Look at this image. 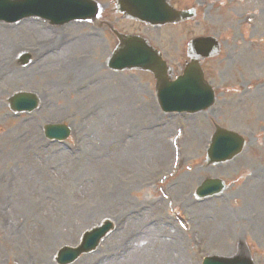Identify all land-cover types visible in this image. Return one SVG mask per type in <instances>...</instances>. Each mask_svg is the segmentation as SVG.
Returning <instances> with one entry per match:
<instances>
[{
	"label": "rangeland",
	"instance_id": "rangeland-1",
	"mask_svg": "<svg viewBox=\"0 0 264 264\" xmlns=\"http://www.w3.org/2000/svg\"><path fill=\"white\" fill-rule=\"evenodd\" d=\"M208 3L207 12L199 6L191 30H174L168 44L160 37L173 65L191 38L219 35L224 45L223 54L206 66L216 103L206 118L187 127L191 138L185 136L182 116L149 109L138 94L125 105L127 94L135 89L145 94L154 84L148 75L109 73L105 60L113 47L108 43L62 49L60 56L67 57L75 75L72 88L52 78L56 70L47 64L27 71L14 61L8 64L20 87L0 90V218L5 224L0 223V264H55L57 251L77 246L82 234L104 219L115 223V231L74 264H201L206 256L245 253L264 264V0ZM28 21L27 28L0 23L16 29L1 32L0 42L33 47L54 35L71 39L79 29L78 23L55 29ZM53 44H46L44 53ZM135 79L142 86L135 88ZM87 81L93 90L74 91ZM26 91L39 97V110L14 116L8 97ZM46 123L71 127L69 147L45 141ZM215 125L241 134L247 145L231 163L208 166L205 151ZM134 131L138 159L131 164L118 162L110 145L95 148L98 140H114L118 132L127 138ZM77 140L81 152L72 154ZM206 179L222 180L228 189L199 203L193 194Z\"/></svg>",
	"mask_w": 264,
	"mask_h": 264
},
{
	"label": "water",
	"instance_id": "water-1",
	"mask_svg": "<svg viewBox=\"0 0 264 264\" xmlns=\"http://www.w3.org/2000/svg\"><path fill=\"white\" fill-rule=\"evenodd\" d=\"M65 3H68L66 0ZM11 8L10 3L6 2V0H0V15H3L6 10H9ZM129 51L133 49V45H128ZM142 51V47L139 48L137 51V54ZM136 53L133 52L132 54ZM122 57L125 62L129 60L131 55H125V53L122 54ZM121 62V61H120ZM121 64H123L121 62ZM170 91L172 93L173 97H176L177 103L173 108L179 109V110H189L194 111L199 109V105H196V101L200 98L199 94L196 93L194 88L191 84L186 82V79H181L179 82H177ZM51 130V129H50ZM220 140H218V137L215 141V143L220 144L222 143V147H219L216 145L213 151L211 152V157L214 160H225L227 158H230L240 147L239 140L233 136L232 134L227 133H221L219 134ZM105 231V230H104ZM100 235L91 234L86 237L85 245L84 247L79 248L77 251H65L62 252L59 256V262L61 264H66L72 262L79 254L83 252H88L89 249L93 248L94 245H89V242L94 240L93 244L98 240ZM206 264H246L244 261L237 262V261H213L209 260Z\"/></svg>",
	"mask_w": 264,
	"mask_h": 264
},
{
	"label": "bare ground",
	"instance_id": "bare-ground-1",
	"mask_svg": "<svg viewBox=\"0 0 264 264\" xmlns=\"http://www.w3.org/2000/svg\"><path fill=\"white\" fill-rule=\"evenodd\" d=\"M24 26H26V23L23 24ZM2 28V29H1ZM1 31H9L11 30L12 28L10 27H6L3 26V27H0ZM3 33V32H2ZM3 35V34H2ZM25 48V47H23ZM22 49L21 46H18V45H7V44H2L0 43V64L3 63L4 66H2V69L4 68L5 70L8 69V62L14 60V57L16 56V54L18 53V51H20ZM26 50V48H25ZM21 52V51H20ZM60 56H57V57H52V59H57V61L55 62V67L59 68V69H62V68H66V73H65V77H64V81H63V84H66L67 82H74L75 80V76L73 74H71L69 72V69L67 68V65L69 62L66 61L67 58H59ZM62 62L64 64H66L65 66H58L60 64H62ZM13 80L12 76L9 74L7 75L6 72H2V76L0 78V88L1 89H4V88H8L9 87V84L10 82ZM2 96V94L0 93V97ZM170 100L171 102H173V96L171 94L170 96ZM201 120V118H199ZM193 121V120H191ZM185 136L186 137H189L191 138L192 135H190V131L188 129L185 130ZM136 143L135 142H131L130 144H128V146L126 147V149L122 150L121 151V148L120 146L117 147V150L120 152V158L122 161L124 162H128L130 161L132 158H133V150L134 148L136 147ZM178 182L175 184L177 185Z\"/></svg>",
	"mask_w": 264,
	"mask_h": 264
}]
</instances>
